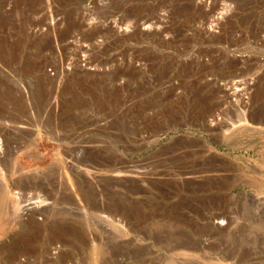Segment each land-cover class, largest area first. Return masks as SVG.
<instances>
[{
    "label": "rangeland",
    "instance_id": "obj_1",
    "mask_svg": "<svg viewBox=\"0 0 264 264\" xmlns=\"http://www.w3.org/2000/svg\"><path fill=\"white\" fill-rule=\"evenodd\" d=\"M198 1L129 0L128 9L144 4L169 18L170 32L138 38L128 35L147 13L112 3H42L26 22L15 19L23 5L0 8V129L13 139L0 149V264H264V126L249 121L263 115L264 92L249 96L246 114L199 79L264 77V0H212L221 5L210 20L226 15L231 29L211 38L191 10ZM152 12L147 23L161 25ZM83 15L85 28L47 44ZM112 23L128 29L124 37L106 30ZM32 56L42 69L27 66ZM240 56L261 61L234 66ZM123 66L130 75L115 77ZM213 117L219 126L203 125ZM79 167L141 177L100 174L89 184ZM16 192L51 204L32 220L13 217L4 205L19 211ZM53 229L64 234L46 236ZM26 240V252L11 251Z\"/></svg>",
    "mask_w": 264,
    "mask_h": 264
},
{
    "label": "bare ground",
    "instance_id": "obj_2",
    "mask_svg": "<svg viewBox=\"0 0 264 264\" xmlns=\"http://www.w3.org/2000/svg\"><path fill=\"white\" fill-rule=\"evenodd\" d=\"M53 1L68 5V4H72V3H75V2L81 1V0H0V6H1L0 8L4 10V11L2 10L4 13H8V12L13 11L12 9L14 8V5H18V4H20L21 6L23 5V7L21 8V10L19 12L21 15H18L17 18H15V19H17L18 21H25L26 22V20H28V19L30 21L31 15L29 13L25 14V11H30L32 9H35L37 5H40L42 3L44 4V3H49V2H53ZM93 1L95 3H107V4L108 3H112V4L115 5V7H114V9H112V11L113 10L114 11H118V12L127 11L128 14H131L133 16L134 15H143V14L147 13L145 15V17L143 18L144 21H142L138 25L136 24L134 29H132V33H130L128 35L130 38H138V36L140 37V35H143V34H152V35L155 36V35H158V34L161 35L163 33L165 34L166 32H170V26L168 24V19L169 18H168V16H166L167 14L163 15L164 16V18H163L162 14H161V11L160 10L156 11V8H153L154 11H156V13L154 12L156 17L160 18V19H158V20H160L159 22H161L163 20L161 22V25H159V26H158V24L156 25L157 20L156 21L154 20V21H152L150 23H147L148 21H150V19H153L151 17L153 15L150 14L152 12V10L150 9L151 7L149 8V7H147L144 4H139L138 6H134V7L128 9L127 7H125L124 4L126 2H128L129 0H92V2ZM198 2H199V4L195 3L194 5H190V6L192 7L191 10H192L193 13H196L197 15H200V17H203V22L204 23L202 24V27L200 28L202 30L201 33H203L205 36L211 38L214 35L213 33H214V29L215 28H220L221 29V27L223 26L222 27V31L223 30H224V32H229L230 31V29H231L230 26H227L228 25L227 24V19L228 18L226 20H224L226 18V15L223 18H221L220 16L217 15L216 19L214 18L216 20L215 22H213L214 19H213V21L210 20L211 17H213V15L215 13L216 7L218 8L219 5H221V4L217 3L218 5L216 4V5L213 6L211 4L212 0H200ZM229 4H231V3H229ZM222 5L224 6L226 4H222ZM171 7L173 8V6H171ZM224 7H227L225 9L227 11L229 10V12L232 9V7L230 5H227V6H224ZM106 8L107 7H105V9ZM170 10H172V9H170ZM22 11H24V12H22ZM106 11H111V10L108 9ZM165 16H166V20H165ZM156 17H154V18L156 19ZM219 17L222 20H219ZM29 21H27V22H29ZM70 21H71L70 22V27L71 28H68V26H67L66 29H58V30L55 29V30H53V32H64V34L63 33L62 34L61 33L60 34H54V35H52L53 37H49V39L46 41L48 45H51L52 43L58 42L60 40V38H63V40H65L66 38H64V36L66 37V35H67V33L65 35V32H68V37H69L70 33L73 32V29L78 28V29L82 30L83 28H85L86 22H85L84 15L82 17L72 16ZM109 23H111V22H109ZM109 26L110 27H108V29H106V30H108L109 32L115 34V36H118V37L119 36L124 37V35H125L124 33H127V32H123V31H127L128 30L126 27L125 28L118 27V28H116L117 30H115V29L113 30V28L115 27L113 23H112V25H109ZM97 30L98 29L95 28L93 30L94 31L93 33H95V32L97 33ZM93 33H91V34L86 33V36L90 37V35H93ZM164 37L165 36H163V38ZM77 49H78L79 53L84 51V47L83 46H79V47H77ZM80 57H82L81 60H82V62H84V64H83L84 67L81 69L80 72L82 74H84V75H88L90 73L91 67L88 66V62H86V56L85 55L80 56ZM40 59L41 58H38L37 56L36 57H34V56L30 57L28 59V61H27V66H29L33 71H37V70L42 69V67H44L45 63L43 62L44 61L43 59H42L43 61L40 60ZM245 61L250 63V65L254 66V65L260 64L261 60L257 56H255V57L250 56L248 58H243V56H240V58L238 57L237 59L233 60V65L236 66V65H238V64H240L242 62H245ZM130 66H132V65L130 64ZM143 68H144V65H142V64L133 65L132 68H130L129 72H132V73L138 72V71L142 70ZM237 72L238 71L236 70L235 71V76H238ZM125 73L128 74V69L125 66H123V67H120V69L117 70L114 73V75L116 77L118 75H123ZM127 74H125V75L127 76ZM128 75H130V74H128ZM201 78H203V81H206V82L208 80L209 83L214 82L215 85H214V88H213V97L212 98L217 100L218 98H220V95L221 96L224 95L227 99H229V100L231 99V101H233L232 99H234V102H236V104H237V105H235V103H234V105L240 107L244 113L248 110V108L250 106L249 105V96L250 95H251V97L255 96V95L258 96V94L264 92V77H260L257 80H254L253 78L252 79L251 78H247V79H242V80H237V81L228 80V81H223V82H220V80H215L214 78H212V79L208 78L207 74L202 75L199 79H201ZM177 84L178 83H176V85ZM175 88H176V86L174 85V89ZM212 100L213 99H211V101ZM252 100H254V99H252ZM219 104H220V102H219ZM255 112H257V111H255ZM246 114H247V112H246ZM251 114H253V112ZM261 114H263L261 116H264V112H262ZM216 115H218V114H216ZM251 116L252 115H250V117H249L250 124H252V125L261 124L262 126H264V117L261 118L260 115H256L254 117H251ZM216 117L215 118L214 117L211 118L208 121L207 124H205V122H203V125L206 126L207 128H208V126L209 127L210 126H216V125L219 126L220 123L218 121H216ZM10 134H11V132L9 130H6V129H2L1 130L0 129V135L2 136V141L0 140V149L2 147H4V148L6 147V149L12 148L13 144L11 143L12 141H10V140H13V139H11ZM100 166H101V164H100ZM68 167H71V168L74 167V162H72V160L68 161ZM93 170H94V168H93ZM75 172H76L77 175L80 176V178L83 180V182L89 183V184H93L94 182H96L98 177H100V174L104 175L105 177L107 176L109 178H112V179L113 178L114 179L115 178H119V177H122V176H125V175L127 177H136V178H140L141 177V176H139L140 174H138L136 176H134L133 174H124L123 175L122 173L115 172V171H110V172L108 171V173L103 174L102 172H104V171L102 170L101 173H97L98 170L97 171H92L91 168L89 169L88 167L87 168H85V167L80 168L79 167L78 169H75ZM138 173H141V171L138 172ZM262 182L264 183V178H262ZM25 183H27V182H25ZM15 186H16L15 182L12 181L11 185L7 184L6 189L9 190L10 187H15ZM46 186H47V184H46ZM15 196L18 198L19 202L23 203L21 205H18L19 206V208H18L19 211L18 212H16V206L12 207V205H10V203L8 201L7 202L5 201V205H4V206H6L7 211L10 212L13 217H21L23 219L32 220V219L35 218V215L38 214V213H36L37 211L42 210V209H44L45 207H47V206H49L51 204L49 201L45 200V198H43V197L42 198L41 197H32V196L28 195L25 192H21V193L16 192ZM252 198L256 199L255 197H252ZM3 203H4L3 201H2V203H0V214L3 211V208H2L3 205H1ZM103 216H105V215H103ZM219 216L220 215H215V216H212L211 218L217 224H223V226H224V224H228V219L229 218H227L226 216H223V217H219ZM42 218L43 217H41L40 219H42ZM224 218L226 219L225 221H224ZM220 228H222V227H220ZM63 231L64 230H58V229L54 230L53 229L52 231L47 232L48 235H46V236H51L52 235V236H57L58 237V235H63L64 234ZM68 233H69V231H68ZM65 234L67 235V233H65ZM51 238H53V237H51ZM26 242H27V240L24 241L23 243L25 244ZM187 242H189L190 244H194L195 243L194 245L197 244L195 240H193L194 243H191L190 241H187ZM23 243L18 245V246L17 245L14 246L13 250H11V251H14V254L15 253L19 254V253H22V252H26V247L31 245V244L27 243V244L23 245ZM42 249H43V247H42ZM57 251H58V248L54 250V253L57 252ZM181 255L182 254H180L179 256L183 257Z\"/></svg>",
    "mask_w": 264,
    "mask_h": 264
},
{
    "label": "built area",
    "instance_id": "obj_3",
    "mask_svg": "<svg viewBox=\"0 0 264 264\" xmlns=\"http://www.w3.org/2000/svg\"><path fill=\"white\" fill-rule=\"evenodd\" d=\"M57 248H58V251L55 252V253H53V251H54L55 249H57ZM60 249H61V248H60V245H59V244H56V245L53 246V248H52V252H51V253H52L53 255H56V254L60 251ZM69 264H71V263H69Z\"/></svg>",
    "mask_w": 264,
    "mask_h": 264
}]
</instances>
